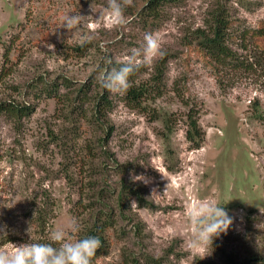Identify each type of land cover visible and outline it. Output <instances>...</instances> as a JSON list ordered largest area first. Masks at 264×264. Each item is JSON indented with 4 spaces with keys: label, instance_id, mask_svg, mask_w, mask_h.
<instances>
[{
    "label": "rangeland",
    "instance_id": "1",
    "mask_svg": "<svg viewBox=\"0 0 264 264\" xmlns=\"http://www.w3.org/2000/svg\"><path fill=\"white\" fill-rule=\"evenodd\" d=\"M147 4L133 0L127 23L109 28L107 0H0V247L50 243L51 230L75 219L74 240L104 228L94 264H204L223 253L263 263L264 0H167L155 13ZM215 11L229 20L233 55L223 63L187 43ZM67 14L85 15L83 27L68 32ZM145 33L164 55L137 77L160 90L144 108L106 89L110 109L98 120L100 77ZM82 34L91 42L78 52ZM25 105L29 114L17 112ZM192 110L206 133L199 149L187 139ZM198 200L233 219L203 258L188 248L186 210Z\"/></svg>",
    "mask_w": 264,
    "mask_h": 264
},
{
    "label": "clouds",
    "instance_id": "2",
    "mask_svg": "<svg viewBox=\"0 0 264 264\" xmlns=\"http://www.w3.org/2000/svg\"><path fill=\"white\" fill-rule=\"evenodd\" d=\"M132 5L133 0H107V26L123 27L127 23L125 8ZM90 7L94 12L92 5ZM84 17L81 14H67L62 19V27L68 32L79 29L84 25ZM90 42L91 37L87 34H82L77 41L81 47ZM48 47L54 49V45L49 44ZM163 55L158 36L145 33L141 47L133 48L123 59L117 60L119 67L106 70L100 77V83L110 92H126L131 86L129 78L141 67L151 65ZM186 218L195 226L188 248L200 253L201 258L210 254L214 238L226 233L233 223L223 206L209 200H198L191 204L186 210ZM80 230L78 221L73 219L68 230L58 228L50 231V243H12L8 247H0V264H92V258L102 242L93 235L75 240L69 237V231L78 233Z\"/></svg>",
    "mask_w": 264,
    "mask_h": 264
},
{
    "label": "trees",
    "instance_id": "3",
    "mask_svg": "<svg viewBox=\"0 0 264 264\" xmlns=\"http://www.w3.org/2000/svg\"><path fill=\"white\" fill-rule=\"evenodd\" d=\"M167 0H148L147 8L152 10L153 13L158 11V8L160 5ZM224 13L221 11H215L212 13V18L210 20V23L208 24V27L205 28H197L196 31H193L190 38H188L187 43L190 45L196 44V51L203 54L205 58H210L214 62L223 63L227 61L230 56L233 55L232 50L227 46L226 44V29L229 27V20L226 16L223 15ZM86 45L83 47L78 46L74 48L75 51H85ZM112 67H119V65L114 62L111 64ZM163 70L162 66L157 67V73L154 75V83H160V75H162ZM138 73L137 71L129 78L130 79V88L125 92V100L127 103L136 105V106H145L144 100L151 96V94L154 91L160 90V87L156 86L155 84H150L147 81L139 80L137 77ZM156 86V87H155ZM100 95L98 99H96V116L99 120L100 118L105 116L104 111L110 109V100L107 96V90ZM79 92H84V87H80ZM56 94L53 95V97H58V92H55ZM85 93V92H84ZM51 94V92H50ZM86 94V93H85ZM17 108V112H23L26 115L29 114V106H15ZM154 117H158L159 114L156 109H154ZM174 121L172 119V116H166L165 117V132L164 136L169 137V135L174 130ZM187 139L190 143V147L194 149H199L203 146L204 140H205V131L202 129L201 124L199 123V119L197 116L194 115L193 110L190 111L187 114ZM127 187V186H124ZM121 196V195H120ZM109 226V225H107ZM106 226V227H107ZM103 227L101 228L96 223L92 228L89 229V232L86 234H82L80 238H83L88 235H93L99 237L101 240V247L97 250L96 255L92 258V264H94L95 260L102 255L106 247V241H105V235L103 232ZM225 255V258L221 261L211 260L207 261L204 264H264V258L263 263L259 262L261 260V257L256 254L252 253L249 254L247 257H238L234 256V253H223ZM148 263L151 264H160L159 259L155 258H149Z\"/></svg>",
    "mask_w": 264,
    "mask_h": 264
}]
</instances>
